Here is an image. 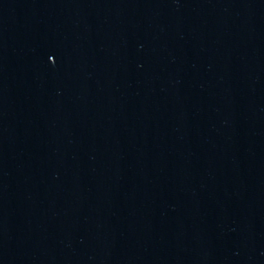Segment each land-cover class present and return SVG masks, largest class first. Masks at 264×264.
I'll list each match as a JSON object with an SVG mask.
<instances>
[{"label":"water","instance_id":"1","mask_svg":"<svg viewBox=\"0 0 264 264\" xmlns=\"http://www.w3.org/2000/svg\"><path fill=\"white\" fill-rule=\"evenodd\" d=\"M0 264H264V0H0Z\"/></svg>","mask_w":264,"mask_h":264}]
</instances>
